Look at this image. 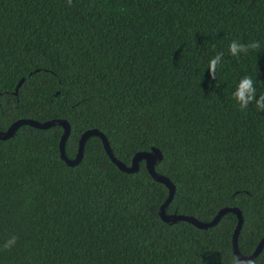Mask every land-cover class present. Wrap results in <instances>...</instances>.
I'll return each mask as SVG.
<instances>
[{"label":"trees","instance_id":"obj_1","mask_svg":"<svg viewBox=\"0 0 264 264\" xmlns=\"http://www.w3.org/2000/svg\"><path fill=\"white\" fill-rule=\"evenodd\" d=\"M233 39L261 51L234 57ZM243 76L264 93V0H0V130L65 119L68 158L96 128L126 165L157 148L155 170L175 185L165 212L208 222L238 207L248 256L264 236V111L239 110ZM62 132L22 125L0 139V264H264V243L248 262L233 253V212L208 228L164 221L168 189L143 160L124 172L90 136L69 166Z\"/></svg>","mask_w":264,"mask_h":264},{"label":"water","instance_id":"obj_2","mask_svg":"<svg viewBox=\"0 0 264 264\" xmlns=\"http://www.w3.org/2000/svg\"><path fill=\"white\" fill-rule=\"evenodd\" d=\"M23 80H24V78H21L20 81L17 83V86L15 88V93L17 92V89L21 85ZM22 125H29V126H33L36 128H42V129H45V128H48V127H51L54 125H60L63 128V132H62V135H61L60 140H59V154H60L61 160H63L69 166H75L81 161V159L83 157V148H84L85 141L90 136H97L100 138L102 145H103V148H104L105 152L108 154L109 158L112 160L113 163L116 164V166L120 170H122L124 172L131 173V172L138 171L139 161L143 160L145 163V167H146L147 171L149 172V174L155 180L163 183L168 189L167 197L165 198L164 202L160 205L159 211H158L160 217L164 221H169V222L170 221L171 222L186 221V222H189V223L195 225L198 228H208V227L214 226L219 221L221 216L223 214H225L226 212H233L237 216V224L235 226L233 236H232V251L235 254V256L237 257V259L240 261H243V262L251 261L261 250L263 243H264V236L261 239V241L258 243V245L256 246L255 250L250 255L245 256L239 251L238 233H239V230L241 228V224L243 222V217H242L241 210L238 207L221 208L215 214V216L208 222L198 220L194 216H189V215H185V214H177V213L168 214V213H166L165 207L169 204V202L173 198V195L175 192V185L169 177H167V176H165V175H163V174H161L155 170L156 158H158V159L162 158V154L160 153V151L157 148H152L151 151L136 152L133 155L130 164L126 165L114 156V154L110 148L109 141H108L107 137L105 136V134L103 132H101L100 130L93 128V129L85 130L81 134L79 141H78V148H77V152H76L75 156L73 158H68L66 153H65V143H66V140L69 136L70 125L65 119H60V118L46 120L43 122H39V121H37L35 119H31V118H19V119L15 120L14 122H12L8 126L7 129L0 130V139L4 140V139L11 137L16 132V130Z\"/></svg>","mask_w":264,"mask_h":264},{"label":"clouds","instance_id":"obj_3","mask_svg":"<svg viewBox=\"0 0 264 264\" xmlns=\"http://www.w3.org/2000/svg\"><path fill=\"white\" fill-rule=\"evenodd\" d=\"M72 0H68L71 5ZM250 51L260 52L261 43L259 41L241 42L238 39H233L229 46L228 52L230 55L239 58L242 54L247 55ZM224 63L223 52H218L208 61V72L212 79H217V70ZM239 110L245 111L249 106H254L258 111H264V93L258 94L256 85L251 76H243L240 78L235 91L232 93ZM17 237L11 236L3 243L4 249H11L15 246Z\"/></svg>","mask_w":264,"mask_h":264},{"label":"flooded vegetation","instance_id":"obj_4","mask_svg":"<svg viewBox=\"0 0 264 264\" xmlns=\"http://www.w3.org/2000/svg\"><path fill=\"white\" fill-rule=\"evenodd\" d=\"M13 136V135H12Z\"/></svg>","mask_w":264,"mask_h":264}]
</instances>
